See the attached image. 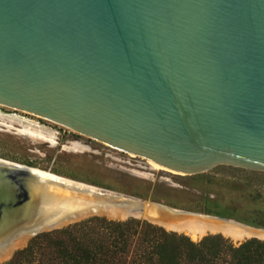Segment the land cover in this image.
<instances>
[{"label":"water","instance_id":"water-1","mask_svg":"<svg viewBox=\"0 0 264 264\" xmlns=\"http://www.w3.org/2000/svg\"><path fill=\"white\" fill-rule=\"evenodd\" d=\"M0 106L176 175L264 173V0H0ZM144 203L249 228L0 159V264Z\"/></svg>","mask_w":264,"mask_h":264},{"label":"trees","instance_id":"trees-1","mask_svg":"<svg viewBox=\"0 0 264 264\" xmlns=\"http://www.w3.org/2000/svg\"><path fill=\"white\" fill-rule=\"evenodd\" d=\"M25 166L32 164L25 162ZM52 173L104 187L78 175ZM249 173L248 180L264 177V173ZM182 178L188 181L182 188L154 184L149 192L131 189L130 194L264 229V196L250 181L217 180L209 174ZM1 264H264V242L250 238L233 244L219 234L192 241L145 220L90 217L37 234Z\"/></svg>","mask_w":264,"mask_h":264},{"label":"rangeland","instance_id":"rangeland-1","mask_svg":"<svg viewBox=\"0 0 264 264\" xmlns=\"http://www.w3.org/2000/svg\"><path fill=\"white\" fill-rule=\"evenodd\" d=\"M0 159L21 165L28 162L32 164V168L50 174L57 172L78 175L80 178L104 185V187L98 188L131 196L144 202L161 204L172 209L185 211L167 206L162 201H153L148 196L141 198L130 194L131 189L144 193L146 190L149 192L154 184L163 189L168 187L182 188L184 183L188 182L185 178H182L185 176L173 174L153 162L111 149L60 127L51 121L2 106H0ZM249 172L252 171L231 167H215L202 174L212 175L217 180L246 183L248 177H250ZM57 176L62 177L61 175ZM73 181L91 185L83 181ZM248 181L251 182V187L257 189L264 196V177L249 178ZM197 214L231 220L245 225L228 218ZM139 220L145 219L139 218ZM248 227L264 231V229ZM160 228L169 231L168 228ZM175 233L184 234L177 231ZM208 234H219L233 244H238L250 238L264 242V240L255 236L241 240H233L221 233H206L202 236ZM202 236L196 239L187 237L192 241H197Z\"/></svg>","mask_w":264,"mask_h":264},{"label":"bare ground","instance_id":"bare-ground-1","mask_svg":"<svg viewBox=\"0 0 264 264\" xmlns=\"http://www.w3.org/2000/svg\"><path fill=\"white\" fill-rule=\"evenodd\" d=\"M141 208L142 211L140 213L134 214L136 217L162 223V226H164L166 229L168 228L176 230L180 233H184L191 239H196L197 237H200L206 233H221L222 235L228 236L233 240H241L250 236H255L264 240V231L244 228L230 222L184 214L173 215L167 211H163L158 207L150 206L146 203H144Z\"/></svg>","mask_w":264,"mask_h":264}]
</instances>
